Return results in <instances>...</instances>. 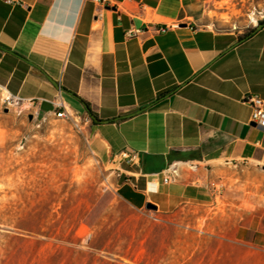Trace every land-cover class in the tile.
I'll use <instances>...</instances> for the list:
<instances>
[{
	"label": "crops",
	"instance_id": "obj_1",
	"mask_svg": "<svg viewBox=\"0 0 264 264\" xmlns=\"http://www.w3.org/2000/svg\"><path fill=\"white\" fill-rule=\"evenodd\" d=\"M8 1L0 0V109L11 96L16 110L51 119L64 105L86 122L92 154L131 207H221L214 196L230 169L264 171V127L246 102L264 99V27L245 36L214 29L207 17L216 0ZM176 161L198 170L172 184L150 181ZM220 218L216 211L223 232ZM238 218L230 239L246 261L236 264H264V245L262 261H249L260 244L247 238L264 233V216L258 227L254 215Z\"/></svg>",
	"mask_w": 264,
	"mask_h": 264
},
{
	"label": "rangeland",
	"instance_id": "obj_2",
	"mask_svg": "<svg viewBox=\"0 0 264 264\" xmlns=\"http://www.w3.org/2000/svg\"><path fill=\"white\" fill-rule=\"evenodd\" d=\"M207 18L218 31L245 36L264 23V0H216ZM7 109H0V264L246 261L237 255L244 245L230 239L237 226L230 222L254 215L258 227L264 216L262 169L250 177L230 169L214 196L221 207L139 210L120 198L112 171L92 154L84 120L43 121L32 110ZM216 211L219 221L223 213L228 222L223 232L216 229ZM256 237L260 245L251 246L249 261L260 262L256 250L264 233L250 231L247 238Z\"/></svg>",
	"mask_w": 264,
	"mask_h": 264
},
{
	"label": "built area",
	"instance_id": "obj_3",
	"mask_svg": "<svg viewBox=\"0 0 264 264\" xmlns=\"http://www.w3.org/2000/svg\"><path fill=\"white\" fill-rule=\"evenodd\" d=\"M83 1H92V2L101 3L104 0H83ZM7 2L9 1L7 0ZM169 29H171V27L167 25V26L156 27L154 30L157 33H164L167 32ZM238 33L242 35V32H238ZM246 102L251 104L253 108V112L251 116L252 122L264 127V99L258 96H248L246 98ZM4 106L5 108H15V107L21 108L20 100L18 98H13L11 96L5 98ZM59 106L62 108V110L55 113L54 116L56 119L70 120L73 118L72 114L65 108L64 105L60 104ZM46 120L47 118L43 119V121ZM121 158L130 165L135 164L136 156L133 154L125 152L121 154ZM197 170L198 169H194V161H176L170 164L165 170L159 173H154L149 175V179L152 183H157L160 180H162L164 184H172L180 179L182 172L187 171L194 173Z\"/></svg>",
	"mask_w": 264,
	"mask_h": 264
},
{
	"label": "water",
	"instance_id": "obj_4",
	"mask_svg": "<svg viewBox=\"0 0 264 264\" xmlns=\"http://www.w3.org/2000/svg\"><path fill=\"white\" fill-rule=\"evenodd\" d=\"M263 27H264V23H261V24H259L257 26L256 30L257 29H262ZM6 111H8V109ZM92 117L94 119H96L93 115H92ZM146 209H148V210H154V211H158L159 210L158 206L156 204L151 203V202H149V203L146 204Z\"/></svg>",
	"mask_w": 264,
	"mask_h": 264
},
{
	"label": "bare ground",
	"instance_id": "obj_5",
	"mask_svg": "<svg viewBox=\"0 0 264 264\" xmlns=\"http://www.w3.org/2000/svg\"><path fill=\"white\" fill-rule=\"evenodd\" d=\"M254 22H255V24L257 23V21L254 19ZM194 169H196V166H194Z\"/></svg>",
	"mask_w": 264,
	"mask_h": 264
},
{
	"label": "trees",
	"instance_id": "obj_6",
	"mask_svg": "<svg viewBox=\"0 0 264 264\" xmlns=\"http://www.w3.org/2000/svg\"><path fill=\"white\" fill-rule=\"evenodd\" d=\"M256 30V29H255ZM255 30H253L251 33H254L255 32ZM251 33L250 34H248V35H251Z\"/></svg>",
	"mask_w": 264,
	"mask_h": 264
}]
</instances>
